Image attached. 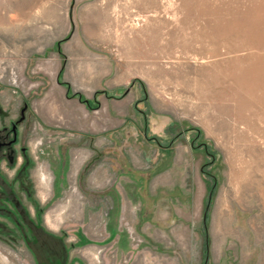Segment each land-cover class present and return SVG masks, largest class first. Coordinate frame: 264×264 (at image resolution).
<instances>
[{
  "label": "rangeland",
  "instance_id": "374dc122",
  "mask_svg": "<svg viewBox=\"0 0 264 264\" xmlns=\"http://www.w3.org/2000/svg\"><path fill=\"white\" fill-rule=\"evenodd\" d=\"M259 81L264 0H0V264H264Z\"/></svg>",
  "mask_w": 264,
  "mask_h": 264
},
{
  "label": "bare ground",
  "instance_id": "6f19581e",
  "mask_svg": "<svg viewBox=\"0 0 264 264\" xmlns=\"http://www.w3.org/2000/svg\"><path fill=\"white\" fill-rule=\"evenodd\" d=\"M236 25V24H235ZM254 74V73H253ZM247 75H249V74H247ZM243 76V75H242ZM251 76V75H250ZM255 76V75H254ZM258 76V75H257ZM244 77V76H243ZM246 77V76H245ZM249 79V78H248ZM258 79V78H257ZM224 81V80H223ZM260 83H258V82H256L255 84H254V86L253 87H259V86H262V84H264V82L263 81H259Z\"/></svg>",
  "mask_w": 264,
  "mask_h": 264
},
{
  "label": "trees",
  "instance_id": "16d2710c",
  "mask_svg": "<svg viewBox=\"0 0 264 264\" xmlns=\"http://www.w3.org/2000/svg\"><path fill=\"white\" fill-rule=\"evenodd\" d=\"M85 103H88L87 100H84Z\"/></svg>",
  "mask_w": 264,
  "mask_h": 264
}]
</instances>
